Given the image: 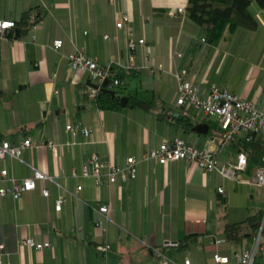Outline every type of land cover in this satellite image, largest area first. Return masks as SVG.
<instances>
[{"label":"crops","instance_id":"crops-1","mask_svg":"<svg viewBox=\"0 0 264 264\" xmlns=\"http://www.w3.org/2000/svg\"><path fill=\"white\" fill-rule=\"evenodd\" d=\"M188 1L0 0V20L17 24L0 36V140L32 138L57 145L56 152L29 148L23 160H0V173L7 169L19 180L32 177L33 168L54 177L38 180L36 189L19 199L0 195L4 264H174L185 257L194 264H209L216 252L230 257L232 246L238 252L251 244L246 235L240 242L229 241L224 228L264 212V186L224 179L183 160L167 165L140 161L137 178L112 185L82 175L95 154L122 166L128 157L140 160L163 139L176 136L210 150L222 163L237 161L242 136L226 142L219 126H212L213 119L195 106L178 105L174 72L186 67L188 79L203 90L215 84L263 107L264 7L251 6L255 29L228 28L213 44L203 41L202 27L187 12L175 15ZM28 11L39 15L36 28L20 26ZM125 13L130 26L118 29ZM131 37L145 43L132 50ZM57 39L64 41L59 50L53 46ZM78 49L101 65L125 72L122 96L146 99L153 107L134 106L130 100L117 110L99 107L89 95L92 84L98 83L67 59ZM176 51L183 57L177 58ZM182 118L186 128L176 123ZM70 123H80L92 134L68 130ZM201 123L210 126L208 134L194 130ZM248 159L241 173L244 180H251L264 165V148ZM80 185L77 196L64 190L75 192ZM221 186L224 193L218 190ZM44 188L50 191L48 197ZM64 194L67 200L56 210V200ZM105 203L111 206L112 221L98 227V208ZM190 234L197 238L177 250ZM29 237L52 246L38 250L24 245ZM106 243L111 249L100 251ZM193 246H201L204 255L189 254Z\"/></svg>","mask_w":264,"mask_h":264},{"label":"built area","instance_id":"built-area-1","mask_svg":"<svg viewBox=\"0 0 264 264\" xmlns=\"http://www.w3.org/2000/svg\"><path fill=\"white\" fill-rule=\"evenodd\" d=\"M186 9L178 8L175 15L185 14ZM31 28L37 27V13L29 14ZM130 17L128 14H123L117 21L116 27L122 29L130 26ZM17 26L13 20H0V36H4L8 30ZM131 31V28H129ZM109 37V35H105ZM204 42L208 41L206 38ZM144 39L135 40L131 37L129 44L132 50L138 45H143ZM64 44L62 39H57L53 46L59 50ZM177 58H182L183 54L175 52ZM69 64L78 72H85L91 80H94L100 86L90 91L91 98H96L99 91L106 84L108 89H115L122 84L118 75V70L111 65H101L97 59L88 56L83 50H75L67 55ZM155 71V68L151 69ZM189 71L186 67L180 68L174 72L177 80V104L180 106L192 105L197 107L201 113L209 119H215L219 123L221 136L226 142L237 141L242 135L248 133H256L264 136V106L258 107L256 102L250 99L241 97L240 95L229 91L226 88L212 84L207 90H203L200 85L193 83L188 79ZM68 130L79 131L86 136L92 134V129L78 124H67ZM48 147L54 152L57 151V145L52 141L33 140L32 138H24L21 142L15 143L9 140H0V160L12 157L23 160L25 150L29 148ZM143 160H155L162 165H167L173 161L183 160L188 164L198 166L203 172H217L224 179L235 182H244L258 186H264V165H259L255 172V176L251 180H244L241 176L248 164V156L244 152H240L236 162L222 163L218 157L210 150L203 149L197 145L187 142L182 137L176 136L173 138H165L161 143L145 152L139 160L134 156L127 158L124 165L120 166L103 157L100 154H95L87 160L82 169L84 177L93 178L97 184L112 185L121 179L123 182H129L137 178L138 163ZM34 169V175L24 179H17L9 176V171L3 169L0 173V181L3 185L0 187V195L6 197L11 195L14 199H19L24 192L32 191L37 187L38 180H54V177L37 168ZM76 174V172H74ZM10 182L11 186L7 187L5 182ZM82 189L78 186L75 192L64 189L66 193L77 196V193ZM220 193L225 192L224 186L218 188ZM43 195L48 197L50 191L44 188ZM67 200L66 194L60 196L56 200V210H61L63 204ZM111 206L108 203L100 205L98 208L99 218L96 221V226H103L105 222L112 221ZM24 245L41 250L52 246L50 241L38 242L33 238H26L22 241ZM111 244H101L99 250L108 252L111 249ZM159 255L164 256L161 252ZM6 254L5 244L0 243V264L3 263V256ZM170 261V260H168ZM231 258L228 255L216 252L213 254L212 261L209 264H229ZM174 264H194L191 258L185 257L180 262H172ZM236 264H264V216L262 217L257 233L253 237V241L249 246L236 254Z\"/></svg>","mask_w":264,"mask_h":264},{"label":"trees","instance_id":"trees-1","mask_svg":"<svg viewBox=\"0 0 264 264\" xmlns=\"http://www.w3.org/2000/svg\"><path fill=\"white\" fill-rule=\"evenodd\" d=\"M256 3L260 7H264V0H189L186 12L188 17L202 27L208 42L216 44L224 36L225 31L233 28H246L253 30L257 27L258 22L252 13V4ZM28 11L20 22V26L29 27ZM39 18V15H37ZM125 72L118 69L119 78L122 81L125 78ZM122 84L114 89V95L100 90L96 97V102L103 109H121L120 98ZM105 84L104 87L106 88ZM130 104L139 105L144 108H152L154 102L137 96L129 97ZM185 119H178L176 123H182L184 128L187 127ZM240 151L247 154L248 158H255L264 148V136L256 133H248L242 135L239 139ZM264 212H259L249 216L245 221L237 223H228L224 232L226 238L232 242H240L245 238L250 229L251 237L257 233ZM197 238V235L190 234L181 239L178 243L177 250H184L189 247ZM168 258L169 254L167 255Z\"/></svg>","mask_w":264,"mask_h":264},{"label":"water","instance_id":"water-1","mask_svg":"<svg viewBox=\"0 0 264 264\" xmlns=\"http://www.w3.org/2000/svg\"><path fill=\"white\" fill-rule=\"evenodd\" d=\"M92 86L96 89H98L100 86L98 84H92ZM100 90L111 93L114 95V90L113 89H108V88H101ZM129 102V97L128 96H122L120 98V103L121 106L126 107ZM210 126L206 123H201L198 124L197 126L194 127V130L203 134H208ZM246 237H250V229L248 230V233L246 234Z\"/></svg>","mask_w":264,"mask_h":264},{"label":"rangeland","instance_id":"rangeland-1","mask_svg":"<svg viewBox=\"0 0 264 264\" xmlns=\"http://www.w3.org/2000/svg\"><path fill=\"white\" fill-rule=\"evenodd\" d=\"M127 83H128V80H127ZM212 126H215V127L219 126L218 121L213 119L212 120ZM263 210H264V208H263ZM188 251H189V254L199 255V256H203L204 255V250H202L201 246H193L191 249H188ZM240 251L236 252V246H232V251L230 252V257L232 259V263L231 264H236L235 263V257H236V254L239 253Z\"/></svg>","mask_w":264,"mask_h":264}]
</instances>
